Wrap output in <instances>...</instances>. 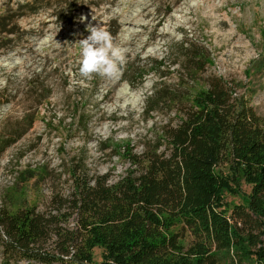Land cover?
<instances>
[{"label": "rangeland", "instance_id": "obj_1", "mask_svg": "<svg viewBox=\"0 0 264 264\" xmlns=\"http://www.w3.org/2000/svg\"><path fill=\"white\" fill-rule=\"evenodd\" d=\"M29 1L0 0V15ZM65 1L50 0L49 8L20 18V35L0 47V90L16 95L0 105V208L7 196L19 203L25 194L32 203L46 201L52 188L65 191L64 167L72 159H84L92 175L116 180L134 160L184 142L199 118L198 96L219 79L236 82L264 119V0H82L75 18ZM182 41L181 50L166 47ZM162 59L179 72L155 84L150 78ZM142 75L148 91L130 90ZM44 93L48 100L19 137L26 109ZM145 97L160 105L159 115L122 132L128 112H143ZM40 168L54 172L52 179L19 183L24 170ZM100 255L95 249L93 260Z\"/></svg>", "mask_w": 264, "mask_h": 264}, {"label": "trees", "instance_id": "obj_2", "mask_svg": "<svg viewBox=\"0 0 264 264\" xmlns=\"http://www.w3.org/2000/svg\"><path fill=\"white\" fill-rule=\"evenodd\" d=\"M78 2L65 1L68 16L75 18ZM50 6L31 0L0 15V47L20 35V18ZM7 91L0 90V105L16 97ZM48 98L33 99L19 137ZM198 98L186 140L134 160L116 180L72 159L65 191L52 188L46 201L32 203L25 194L19 203L7 196L0 264H264V119L234 81L219 79ZM53 173L24 170L18 181L37 185ZM226 195L241 202L231 205Z\"/></svg>", "mask_w": 264, "mask_h": 264}, {"label": "bare ground", "instance_id": "obj_3", "mask_svg": "<svg viewBox=\"0 0 264 264\" xmlns=\"http://www.w3.org/2000/svg\"><path fill=\"white\" fill-rule=\"evenodd\" d=\"M183 42L184 41H182L180 44L171 43V44H168L166 47L178 46V49L181 50V49H183ZM191 55H193V54H191ZM155 62L158 63V65L160 66V69L156 73H154L153 76L150 78L151 81L155 80L154 81L155 84L167 83V80L162 79L163 76H169L170 75V77H171L173 75H176L179 72V70L177 68L176 69H172V66L174 65V61L167 62L166 60L162 59V60H157ZM191 68H194V65H192L190 67V69ZM171 71L173 72V74H170ZM145 79H147V78H145V76L142 75L140 78L138 77L135 80V82H132V84H130L128 82L130 90H141L143 93L147 92L148 88H146L143 85V82H144ZM120 82H122V81L119 80L117 82V84H119ZM104 100L105 99H102V101H104ZM149 102H151V99L149 97H145V99L142 102V105L139 107L140 109L143 110L142 113H136V111H134V110L128 112V114L126 116H127V120H129L130 123L127 126H124V127L121 128L122 132H131L133 129H135V127L137 125L140 124V122L144 124V122L146 120L152 119L156 115H159V111L161 110L160 105L157 104V103H154V104L151 103L149 105L148 104ZM125 107H126V110L129 108L127 105ZM115 110H116V113L120 111L119 108H115ZM155 113H157V114H155ZM137 114H139V115H137ZM99 120H102V121H105V122L106 121L110 122V120L108 118H105V117H99ZM110 133L113 134V130H111Z\"/></svg>", "mask_w": 264, "mask_h": 264}]
</instances>
